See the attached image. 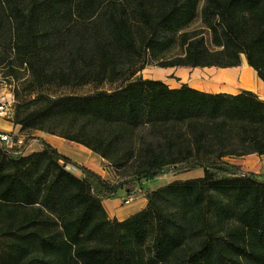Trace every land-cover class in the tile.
Wrapping results in <instances>:
<instances>
[{
	"label": "trees",
	"instance_id": "trees-1",
	"mask_svg": "<svg viewBox=\"0 0 264 264\" xmlns=\"http://www.w3.org/2000/svg\"><path fill=\"white\" fill-rule=\"evenodd\" d=\"M199 17L213 50L184 32ZM0 31V74L28 72L14 91L22 133L81 145L114 169L132 163L138 180L205 169L137 193L147 206L120 222L103 202L123 186L44 143L24 156L0 148V264H264V179L223 167L264 156V101L134 78L179 44L184 57L160 68L229 69L244 56L264 81V0H205L201 10L200 0H0Z\"/></svg>",
	"mask_w": 264,
	"mask_h": 264
},
{
	"label": "crops",
	"instance_id": "crops-1",
	"mask_svg": "<svg viewBox=\"0 0 264 264\" xmlns=\"http://www.w3.org/2000/svg\"><path fill=\"white\" fill-rule=\"evenodd\" d=\"M172 69L176 68L162 69L161 72H158V75H161L162 77H170L175 72L172 71ZM201 70L202 69L200 68L191 69L190 78L192 80L189 82L185 81L182 83V85H174L171 83L169 84L164 80L157 81L164 82L172 89H177L183 85H188L192 89L211 94L222 93L229 95H238L243 91H248L255 94L257 97H259L260 100L264 101V81L261 80L258 77L257 73L248 66L246 59L242 61L239 67L236 68L218 70L213 68H204L203 70H205V73L201 72ZM188 73V70L179 71V75L181 76V78L185 79ZM202 76H204V78H202ZM207 76L209 77L207 78ZM19 128L20 127L15 126L12 121H7L0 118V133H10L14 130H19ZM32 137L35 138V140H33L32 144H30L29 146V148L31 149L30 153L42 150V143L50 145L61 155L69 158L72 163L78 166H82L87 170L101 176L104 180L114 184L109 179V177H107L109 176L107 173V168H103V165L106 164V162L85 147L68 142L59 137L40 132L33 134ZM230 161L233 163V165L242 166L246 171L251 172V174L257 175L259 179H264V156L260 157L257 155H247V157L243 158L233 157V159H230ZM125 198L126 195L124 190L122 189L118 192L116 198L110 199V201L105 200L103 202V206L110 219H116L120 222L124 221L132 215L136 213L138 214V212H140L147 206V200L144 197H135L134 200L137 201H134L133 203L136 204L131 207V210L129 208V210H127V212L125 213L124 205H122Z\"/></svg>",
	"mask_w": 264,
	"mask_h": 264
},
{
	"label": "rangeland",
	"instance_id": "rangeland-1",
	"mask_svg": "<svg viewBox=\"0 0 264 264\" xmlns=\"http://www.w3.org/2000/svg\"><path fill=\"white\" fill-rule=\"evenodd\" d=\"M25 1V0H22ZM205 4V0H200V10L203 7V5ZM209 29H207L201 18L199 17L186 31H184L187 34L190 33H198L199 37L204 38L205 43L211 50H213V46L211 43V34L208 31ZM182 35V33H180L179 35H177V40L180 39V36ZM3 36L1 34L0 31V45H2L3 43ZM185 54V50L179 45L177 44L175 47H173L169 52H167L166 54H164L160 60H157L155 62H152L150 64H148L141 72H139L134 78H143L145 80H164L166 83H171L174 85H182L183 82L185 81H191L192 79L190 78L191 76V69L192 68H185V67H177L176 69H172V71H175L170 77H162L161 75L159 76L158 72H161L162 69H167V68H160L159 67V63L161 61H171L175 58H180V57H184ZM242 61L245 60V57H241ZM202 69V68H200ZM213 69H219V68H213ZM183 70H188L189 73L185 78H181V76L179 75V71H183ZM213 71V70H211ZM201 72L205 73V70H201ZM18 79L17 78H13V77H8L7 76V71L3 70V72L0 74V96L8 94V93H14L15 90H18V88H21V85L28 80V72L25 69H19L18 71ZM209 76H207L208 78ZM202 78H204V76H202ZM122 85V83H116V84H104L101 89L102 90H107V91H111V90H115L118 89L120 86ZM96 90V87L93 85H89L84 87L81 90H77V91H71V90H64V89H57V88H47L45 89L43 92L46 94H49L53 97L56 96H60V95H64V94H71L73 92H75L76 94H80V95H84V94H90L91 92L93 93ZM34 96V95H33ZM32 96V97H33ZM30 98V97H29ZM29 98L27 100H29ZM26 100V101H27ZM3 119V118H2ZM7 121H12L14 120V116L11 119H5ZM37 133V132H35ZM26 134L23 133L26 137H27V145L28 147L30 146V144H32L33 140H35V138L32 137L33 134ZM149 133V129L145 128L142 129L140 131H138L136 133V137L133 139V145L134 148L136 149V151H138L141 147V138L145 137V138H149L148 136ZM43 148V143H42V147ZM31 151L30 148H28L27 150V154H29ZM33 153V152H32ZM230 159L233 158H227L224 159V164L223 167H225V169L228 170L229 175H254L257 176L255 174H251V172L246 171L245 168H243L242 166L239 165H233V163L230 161ZM103 168H107V173L109 176V179L115 184V185H121L123 186V190L125 192L126 197L133 195V194H137L141 191H146V190H156L158 188H161L175 180H187V179H194V178H200L203 176L204 174V170L203 167L199 166V165H183V166H179L173 170H168L165 169L157 178L153 179V180H146V179H142V180H138V178L135 175V171H134V164H130L129 166L125 167V168H121V169H114L113 167L109 166V164H104ZM81 175V174H80ZM79 175V176H80ZM111 183V182H109ZM112 184V183H111ZM113 184V185H114ZM135 202L137 200H134ZM133 201V202H134ZM131 203V206H124V211L125 213L127 212V210H131V207L134 206L136 203Z\"/></svg>",
	"mask_w": 264,
	"mask_h": 264
},
{
	"label": "built area",
	"instance_id": "built-area-1",
	"mask_svg": "<svg viewBox=\"0 0 264 264\" xmlns=\"http://www.w3.org/2000/svg\"><path fill=\"white\" fill-rule=\"evenodd\" d=\"M15 97L14 93H8L0 96V118L11 119L14 116ZM0 148L14 156L28 155L27 137L19 130L10 133H0ZM67 169L76 175L80 171L73 165H68ZM135 199V195L126 197L122 203L129 206Z\"/></svg>",
	"mask_w": 264,
	"mask_h": 264
},
{
	"label": "bare ground",
	"instance_id": "bare-ground-1",
	"mask_svg": "<svg viewBox=\"0 0 264 264\" xmlns=\"http://www.w3.org/2000/svg\"><path fill=\"white\" fill-rule=\"evenodd\" d=\"M241 70V69H240Z\"/></svg>",
	"mask_w": 264,
	"mask_h": 264
}]
</instances>
